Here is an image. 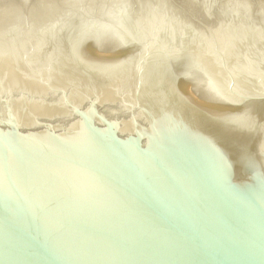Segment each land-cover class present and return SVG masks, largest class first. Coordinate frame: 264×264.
I'll return each instance as SVG.
<instances>
[{"label": "water", "instance_id": "1", "mask_svg": "<svg viewBox=\"0 0 264 264\" xmlns=\"http://www.w3.org/2000/svg\"><path fill=\"white\" fill-rule=\"evenodd\" d=\"M0 264H264V0H0Z\"/></svg>", "mask_w": 264, "mask_h": 264}]
</instances>
